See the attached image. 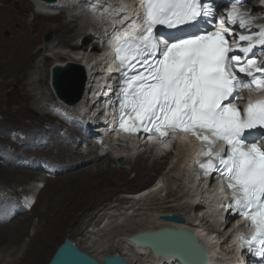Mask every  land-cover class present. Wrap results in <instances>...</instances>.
<instances>
[{
    "label": "bare ground",
    "instance_id": "6f19581e",
    "mask_svg": "<svg viewBox=\"0 0 264 264\" xmlns=\"http://www.w3.org/2000/svg\"><path fill=\"white\" fill-rule=\"evenodd\" d=\"M19 1L29 2L32 6L33 4H38L42 6L38 8L45 11L46 14L33 13L32 18L27 19L24 15L25 11L18 9L17 4H11L0 10V96H5L6 89L13 84H21L25 90V98L34 103L31 109V120L35 121L33 125L23 130L22 128L20 130L14 128V126H12L14 123L0 121V127H2L0 129L1 135H5V130H18L16 137L20 134L25 135L23 139L15 140L11 143L9 145L10 148L0 141V158H2V155L6 156L5 159L0 160V180L10 184V187L0 186V264H44L49 256L50 250L44 254L40 261H38V259L43 254V247L49 243V236H53L63 225H74L75 223H81V225L88 224L87 228L85 227L89 230L88 237L85 239L83 231L78 228L68 239L81 251L99 260L101 255L105 257L112 254L105 250L89 249V242H92L91 244L94 246L99 245L103 240L119 231L118 227L126 218L128 219V215L133 216L136 211H139L137 210L139 206L135 207V210L133 206H130L133 202L131 198L134 195H147L149 193L148 196L152 198L153 195H156V193L164 187L157 189L154 193L147 191L149 188L141 191L137 190L138 192L134 193L130 192L127 196H123V201L121 200L120 203H114L104 208L100 213L94 216L88 213V209L93 203L101 201L102 199L104 200L110 197V195L114 196L117 192H125L127 190L136 191L130 188L132 185L137 186L142 183L146 184L152 182L153 178L163 169V165L167 164L165 162H167L168 154L160 159H156L153 155L148 156L147 153L151 154V151L158 153V151H161L159 148H156L158 149L156 150L147 147L151 151L146 150L140 155L136 151L137 156L130 166V171L135 173V177L129 180V172L127 169L121 166L115 168L111 166L110 161L112 159L108 156L109 150H105L103 154L97 153L95 147L90 149L87 147L86 150L84 149V152L83 150L81 151L80 149L83 146L81 147L80 144L76 142L78 138L77 135L80 133L75 129L69 133L62 129L61 125H54L51 120L53 117L51 114L47 113L49 106L54 103L56 99L58 100H56L58 102L57 104L55 103L56 105L61 103L60 99L54 95L55 93L52 92L50 88L52 87L50 85L52 73L47 68H65L66 65L78 61L62 52V50L66 48L70 49L71 53L73 52V56L80 58V55H83L81 61H84V59L86 60L85 66H87L88 69L89 66H91L92 69L98 71V67H93L90 60L100 46L97 39L109 40L111 41L110 44L113 45L117 36H121L125 33L131 35L135 31L138 33L141 32L144 29V25L140 20V9L137 7V0ZM104 6L106 7L105 9L108 10L107 15H105L108 20L103 23L101 26L102 28L96 24L100 27L98 29L97 27L95 28V25L92 23H97L98 18L88 15L89 13H86L85 9L90 10L89 8H92V10H99V8H103ZM53 11H58V13L55 15H48ZM71 11H73V14H71ZM259 12L262 13V10L259 9ZM98 15L96 14V16ZM66 16H69L68 21ZM86 18L89 21L87 23L84 21ZM83 22H85V24L81 26ZM133 22H135V26H133ZM50 23H54L52 29L54 30L55 36L53 35L54 38L52 42L43 44L41 42V37L43 36L46 26H49ZM88 27L90 30L94 31L95 39L86 43V41L90 39V35H86L84 30H89ZM97 34H99L98 38ZM75 41H77V43ZM86 51H88V55L85 53ZM47 52L49 53L48 55H46ZM85 55L87 56L85 57ZM66 56L68 57L65 58ZM96 74L95 71L90 72V69L88 73L86 72V77H88L86 92L90 87L89 76L90 78H99V76H101L99 73L98 77H96ZM27 89L30 91H26ZM252 94L259 95L258 92L254 91H252ZM82 100L80 104L71 105L70 107L66 106V108L68 110H75L77 107L81 106L86 100V94ZM37 105H40L41 109ZM19 132L21 133L19 134ZM10 133L13 135V131ZM63 137L69 138L68 144L64 142V139H62ZM40 142H47V147H36V144L38 145ZM88 142L91 143L94 141L87 138L81 141V145L84 144V146H88ZM190 149L191 145L187 146L182 144L178 147L177 151L182 154L187 153ZM45 153H47V156L60 160L59 162H50L47 160L49 163H46L54 164L55 167L51 169L48 168L47 170L44 168L45 172L51 175L55 174V172L65 175L54 180H52V178H50V180L48 177L42 181L44 186L39 192L37 201L40 196H44L45 193H48L45 194V199L41 200L43 201V206L40 211L36 213V219L33 220L32 217H28V211L32 214V212L36 210L37 201L33 203L31 209L20 204V195L27 197L31 195L33 191L29 190L30 188H25V186L24 188L22 187L20 191H18V188L16 192L14 190L16 187L30 183L38 176V171L26 170L23 168L24 165L21 167L22 163L27 164L26 168L36 169L35 164L38 161V157L42 158ZM122 157L125 163L130 162V157L124 155ZM27 158H30L32 164L28 162ZM15 162L19 163L18 167ZM185 163V160L181 162L182 165ZM42 165L43 164H41V166ZM57 165L59 170L56 167ZM14 166L16 168H14ZM44 166L48 167L46 164ZM22 169L24 170L22 171ZM175 169L176 167L170 173H174ZM184 170L187 175H183V177L187 178L189 181L187 182L188 185H186L188 194L191 193L190 191L194 193L187 207L191 209V213L197 214L196 212H198V209L203 207L205 203L206 207H203V210L199 212L201 215H198L192 223L185 214H182L185 208L179 209L172 203L164 204V201L157 200L158 202L153 203V207L148 210L151 215H153V223L126 233L129 238L135 233L150 232L160 228H183L193 232L204 248H206L204 245L206 242L211 244V248L206 249L212 260L213 257L211 254L216 253L214 248H216L218 241L222 244H226L224 234L228 226L224 227V229L222 228L219 210L215 208V203L220 199L221 195L224 196L225 193L223 192L221 195L216 194V189L214 187H207L204 183L199 184L197 179L192 178L191 174H189L186 169ZM184 183L186 184V182ZM185 190L186 189H184V191ZM153 201H156V199H153ZM167 204L174 207H168L166 206ZM174 214L185 216L187 220L185 219V222L182 224H177L163 221L160 218L163 215ZM154 215H157L159 219L157 220ZM89 217L90 220L87 221ZM8 218L10 221H13L9 225H1L9 222ZM207 225H217L221 230H216L215 228L209 229ZM231 235H233V233ZM80 236L81 239H79ZM96 239L99 241L94 244L93 242H96ZM54 245L55 243H51L49 247H53ZM100 246H102V244H100ZM125 246L146 252L148 251L141 245L131 244L130 241L125 243ZM146 252L144 253L146 254ZM19 253L21 254L18 256L17 254ZM114 254L122 256L128 264H133L126 255L122 253ZM218 255L219 258L211 261L210 264H233L231 258L226 256L227 250L225 246L220 248ZM150 257L154 260H151L152 264H161L159 259L162 260V258L156 259L153 256ZM163 259L168 260L169 258ZM168 261V264H170L171 259ZM172 264L177 263L174 261Z\"/></svg>",
    "mask_w": 264,
    "mask_h": 264
},
{
    "label": "snow or ice",
    "instance_id": "6c2138e0",
    "mask_svg": "<svg viewBox=\"0 0 264 264\" xmlns=\"http://www.w3.org/2000/svg\"><path fill=\"white\" fill-rule=\"evenodd\" d=\"M242 2L231 3L226 19L244 29L252 21L239 10ZM141 7L144 29L114 40L124 76L114 109L116 131L129 137L143 131L159 139L179 133L199 141L201 178L218 173L231 196L222 207L234 210L253 230L250 239L238 241L241 249L264 258V146L259 143L264 140V100L249 101L242 112L237 107L242 90L264 92V61L253 52L257 45L264 47V28L255 39L240 35L230 42L225 34L231 36L232 29L224 26L223 16L215 31L200 28L201 18L213 15L205 0H143ZM158 25H192L197 33L157 41L153 29ZM237 50L242 55L234 54ZM257 129L262 131L253 134ZM221 143L225 151L214 152Z\"/></svg>",
    "mask_w": 264,
    "mask_h": 264
},
{
    "label": "rangeland",
    "instance_id": "374dc122",
    "mask_svg": "<svg viewBox=\"0 0 264 264\" xmlns=\"http://www.w3.org/2000/svg\"><path fill=\"white\" fill-rule=\"evenodd\" d=\"M11 4H17L18 9L24 10L25 11V14L24 15H25V17L27 19H31L33 13H35L33 11L32 4H30L29 2H26V1H22L21 2L19 0H1L0 10L3 9L4 7L10 6ZM94 8H96V7H94ZM105 8L106 7L104 6L103 8H99V10L98 9L97 10H92V8H89L90 10L85 9V12L86 13H89L88 15H91L93 17L98 18L97 23L92 22L95 25V28L97 27L99 29L103 25V23L108 20V18L105 16V15H107L108 10L105 9ZM260 9L263 10V8H260ZM96 11H97V13H96ZM55 12L58 13V11H55ZM93 12H94V14H93ZM71 14H73V11H71ZM96 14L97 15L99 14V15L96 16ZM66 18H67V21H68L69 20V16H66ZM103 18H104V20H103ZM84 21L86 23L89 22L87 18L84 19ZM85 22H83L81 24V26L83 24H85ZM96 24H98L100 27L97 26ZM53 26H54V23H50L49 26L48 25L46 26V28H45V30L43 32V36L41 37V42L43 44L45 43L44 42L45 37L49 33L51 34V40H49L46 43H50V42L53 41V38L55 36L54 35V30L52 29ZM84 33L86 35H90V39H88L86 41V43H89L90 40L93 41L95 39V37H94V34L95 33H94L93 30H90V28H89V30H87V29L84 30ZM98 36H99V34H97V38H98ZM75 42L77 43V41H75ZM88 49H89V47H88ZM62 52L64 54H67L69 57L78 60L76 63H72V64L70 63V65H71L72 72L76 76H79V74L81 72L80 71L79 64L85 65V61H86L85 59H84V61H81V58H82L83 55H80V58H78L76 56H73L72 55L73 52L71 53V50L70 49H66V48H64L62 50ZM85 53L88 55V51H86ZM48 54L49 53L47 52L46 55H48ZM81 54H83V53H81ZM87 55H85V57ZM68 56H66L65 58H67ZM47 69H49L50 72H52L51 71L52 68L51 69L50 68H47ZM50 77H51V75H50ZM50 81H51V78H50ZM50 85H51V82H50ZM50 88L52 89V92H54L53 91V88L52 87H50ZM26 91L29 92L30 90L27 89ZM24 94H25L24 87L21 84L16 83V84H13L11 87H9V88L6 89L5 96H3V95L0 96V101H2V102H0V121L6 122V123H14L12 126H14V128H17L19 130L21 128L23 130L24 128L30 127L31 125H33L35 123V121H32L31 120V116H32L31 115V113H32V110L31 109H32L34 103H32L31 101L27 100L25 98ZM55 103L57 104L58 102L55 100L54 103H52L50 105L51 108H49V110H47V113L48 114H51L50 112H53L52 108L56 105ZM38 107L40 108L41 106L39 105ZM51 116L53 117V118H51V120H52V123L54 125H57V126L58 125H61L60 122H63V121L55 118V116H53V114H51ZM65 125H61L62 126V129H64L65 131L71 133V131L73 130L72 127H71V125L70 124H65ZM1 128L2 127H0V129ZM11 131H13V135L10 133ZM17 131L18 130H5V135H1L0 134V139H1L0 141H2L1 143H3L4 145L6 144L7 147L10 148L9 145L11 143H13L15 140L17 141L19 139H23L25 135L20 134L21 132H19L20 135L18 137H16ZM62 132H63V130H62ZM79 135L80 134L77 135L78 138L77 137H75V138H77L76 139V142H78L81 147L83 146L80 149L81 151L83 150V152H84L87 149V147H88V149H90L92 147H95V149L97 150L96 152L97 153H100V154L101 153L103 154L105 150L106 151L109 150L108 151V156L112 159L110 161L111 166L113 168L120 167L121 166V167L127 169L128 172H129L128 179L129 180L134 179L135 173H133V172L130 171V166L133 164L135 158L131 157V155L129 153V150H126V151H123V152L120 150V152H119V150L117 151L116 148L106 149L103 145L102 146L101 145H96L93 142H91L92 144L88 142L87 143L88 146H86V145L84 146V144L81 145V141H84L87 138H85V136H79ZM62 139H64V142L68 144V142H69V138L68 137H65V138L63 137ZM92 145H94V146H92ZM41 146L42 147H44V146L47 147V142H40L38 145L36 144V147H38V148H40ZM114 149H115V151H114ZM132 152L134 153V151H132ZM183 154L184 153H182V154H171L170 153V154L167 155L168 156L167 157V162H165L167 164L166 165H163L164 166V169L157 176H155L153 178V181H152V182H157V184L159 183V185L163 186L164 188L161 189V190H159L156 193V195H153L152 198H150L149 196H147L145 198L146 194L145 195H140V196H138V198H139L138 201H134V202H132L130 204V206H133L134 210H135V207L139 206V207H137V210H139V211H136L133 216L132 215H128V219L126 218L124 220V222L121 223V225L118 227V230L120 231V233L118 231L117 233H114L113 235L109 236L107 239L103 240L100 243V244H102V246H100V244L94 246L93 244H91L92 242H89V246H88L89 249H92V250H105L106 252H109L111 254H114V253H122V254L126 255L127 257H129L130 261L133 264H152V261L151 260H153V259L148 254H144V253H142V250H138L136 248H128V247L125 246V243H128L129 242L128 241V236H127V233L126 232L133 231V230H137V228H139V227H142V226L148 225L150 223H153V215H151V213L148 211L151 207H153V205H154L153 203H156L158 201H164L165 202L164 204H166V203H172L175 207H177L179 209L185 208V210H184V212L182 214H185V216H187V218L189 219V221L192 222V223L195 221V219L197 218L198 215H201V213H199V212L203 210V207H200V209H198V212H196L197 214L191 213V209H189L187 207L188 203H190V201H191L190 198L193 197L194 193H192V191H190L191 193L188 194V188H186V185H188L187 182H189V181L187 180V178L183 177V175H187L186 172H185V170H184V167H182V164H181L182 158H183V156H182ZM43 155L44 156H42V158L38 157V161L35 164L36 165V169L35 168L34 169L26 168L27 164L26 163H22L21 167L24 165V167H23L24 169L29 170V171H36V172L38 171V176L35 177V179L33 181H31L30 183L24 184V185L19 186V187H16L15 190H14L16 192V189L18 188V191H20V189L22 187L24 188V186H25V188H30L29 190H32L33 191L30 196H33L35 194V198H34L35 201H33V202H36L37 201V197L39 195V192H40L41 188H43V186H44L43 185L44 183H42V181L45 178H48L49 177L48 179L52 178V180H54L56 178H60V177H62V176L65 175V174L64 175H61V174H59L57 172H55V174H53V175L47 174L45 172L46 166H44V165L45 164L46 165H51V164H48L49 163L48 161H50V162H59L60 160H56V159H54L51 156H47V153H45ZM119 155H124L126 157L127 156L130 157V162L129 163H125L124 160H123L121 163H118L115 160L114 157H117ZM134 155H136V151H135ZM5 158H6V156L5 155H2V158H0V160H3ZM27 160H28V162L30 164H32L30 162V158H27ZM46 162H48V163H46ZM15 164H16L17 167L19 166V163L15 162ZM41 164H43V165L41 166ZM89 164H91V163H89ZM170 164H171V166H170ZM53 167H55L54 164H53ZM56 167L59 170L58 165ZM175 167H176V169H175L174 173L171 174L170 172L172 170H174ZM14 168H16V167L14 166ZM24 169H22V171ZM183 181L186 182V184ZM152 182L146 183V184L142 183L141 185H137V186L136 185H132V186H130V188L135 189L136 191H132V190H127L125 192L124 191L123 192L120 191V192H117L114 196L113 195H110V197L105 198L104 200L102 199L101 201L95 202L88 209V213H91L94 216L97 213H100L104 208L109 207V206H111L114 203H118V202L120 203L121 200L123 199V196H127V194H129L130 192H138V191H141V190L146 189L147 187H149L150 184H152ZM7 183L8 182H5L3 180H0V186L2 185L3 187H7V186L10 187V184L9 183L7 184ZM184 189H186V190L184 191ZM47 193H45V194H47ZM198 193H200V192H198ZM10 194H13V193H10ZM45 194H44V196L42 195V196H40L38 198L36 210L34 212H32V214L30 213V211H28V213H29L28 214V217H32L33 220L36 219V213L39 212L40 209L43 206V201H41V200H44L45 199ZM174 195H175V197H174ZM23 197H24L23 195H20V202H21L20 204H22L23 206H25L28 209H31L32 207H30V206L32 204L26 203V202L24 203L25 200H24ZM153 199L154 200L156 199V201H153ZM186 199H187V201H186ZM177 200H179V201H177ZM166 206L169 207V206H172V205L167 204ZM174 206H172V207H174ZM118 208H120V207H118ZM120 209H122V208H120ZM115 213H117V212H115ZM185 216L184 217L181 216V217H183L184 219H186ZM154 217L157 218V215H154ZM21 218H24V217H21ZM158 219L159 218H157V220ZM8 220H9V218H8ZM89 220H90V217L87 218V221H89ZM12 221L9 220V222H7L6 224H1V225H5V226L6 225H9ZM87 225H81V223L80 224L79 223H75L74 225H70V224L63 225L62 228H60L59 230H57L54 233L53 236H51V235H50L51 237L49 236V239H48L49 240V243L45 247H43V251H42L43 254L39 257L38 261H40L43 258L44 254H46L47 251L50 250L49 256H48L47 260L44 263V264H47L49 262V260L51 259V257L53 256L54 252L56 251L57 247L65 239H68L70 237V235L73 234V232H76L78 228L83 231V236L86 239L88 237V233H89V230L86 229L87 228ZM207 227L209 229L215 228L216 230H221L217 225H212V226L207 225ZM79 239H81V236L79 237ZM98 241L99 240L96 239V242H93V243L95 244ZM51 243H55V245L53 247H49V245ZM20 254L21 253H19L17 255L19 256ZM100 257H102V255Z\"/></svg>",
    "mask_w": 264,
    "mask_h": 264
},
{
    "label": "water",
    "instance_id": "95a60500",
    "mask_svg": "<svg viewBox=\"0 0 264 264\" xmlns=\"http://www.w3.org/2000/svg\"><path fill=\"white\" fill-rule=\"evenodd\" d=\"M54 2L56 0H41ZM51 40L49 33L44 42ZM80 74L76 76L71 65L65 68L56 67L52 69L51 86L56 97L70 104L78 103L83 96L84 75L80 67ZM118 163L122 162L119 158ZM163 221L182 224L185 219L179 215H163ZM129 241L136 245L149 248L154 255L168 258H177L181 264H194L196 258L199 264H208V251L199 242L195 234L183 228L160 229L152 232H141L129 238ZM47 264H128L118 254L107 255L99 260L93 258L84 251H81L69 239H65L56 249Z\"/></svg>",
    "mask_w": 264,
    "mask_h": 264
}]
</instances>
